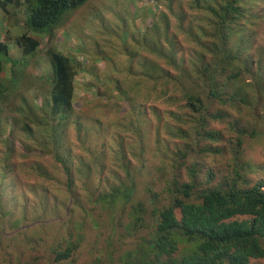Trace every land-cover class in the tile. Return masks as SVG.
Listing matches in <instances>:
<instances>
[{
    "label": "trees",
    "instance_id": "obj_1",
    "mask_svg": "<svg viewBox=\"0 0 264 264\" xmlns=\"http://www.w3.org/2000/svg\"><path fill=\"white\" fill-rule=\"evenodd\" d=\"M29 1L30 27L50 31L61 22L65 10H61L58 0ZM85 1L71 0V5L76 7ZM178 1L184 6L169 5L168 13L160 18L162 26L155 23L140 32L122 22L117 31H110L120 34L124 28L130 29L126 35L123 30L119 37L127 45L134 42L137 50L128 54V65L110 59L116 78L105 80L107 71L96 65L83 89L97 91L92 86L99 85L107 90L97 92L95 97L103 96L109 101L113 93L108 83L114 81L117 90L125 87L123 97L133 107L149 92L168 104L161 110L154 107L152 121L133 131L146 144L140 151V167L136 169L131 162L132 157H138V145L124 152L119 150L108 163L106 152L96 153L106 135L85 125L77 137L81 141L88 139L85 143L91 148L79 149L73 165L64 158L65 154L39 141L37 147L28 145L27 153L33 160L27 168L38 169L49 177L42 163L46 154H53L68 187H72L77 173H83L89 188L105 169H123L125 176L118 186L101 190L94 201L107 214L122 211L117 223L123 225L126 236L130 231L138 232L135 247L125 251L117 259L118 264H253L264 260V176L257 175L264 173V163L239 159L247 138L264 136V0ZM28 37L27 47L33 52L38 41ZM180 38L190 48L184 58ZM30 49H25L26 55ZM56 49L48 50L52 70L44 82L48 88L42 101L38 102L39 94L18 93L9 81L5 89H0V116L14 124L11 134L15 130L31 138L49 134L59 147L64 145V140H59V129L70 119L68 111L74 88L78 87L75 77L83 69L82 62L71 53ZM105 56L109 59L108 54ZM213 104L221 113L211 117L219 122L228 120L226 131L209 128L212 118L197 124L200 115L211 111ZM85 105L93 110L87 101ZM58 112L61 114L56 123ZM63 129L67 130V126ZM229 131L232 133L228 135ZM154 137L158 144L166 141L163 149L153 146ZM168 137H178L183 143L172 152L166 145ZM201 141L207 144L202 146ZM0 142L7 147L6 152H11L8 139L1 138ZM94 143L95 151L91 152ZM65 145L72 148V139ZM158 152L163 157L161 161ZM204 153L214 155L211 164L230 156L227 160L233 167L223 163L219 171L221 166H208L203 161ZM152 166L153 171L145 170ZM202 170L206 174L199 177ZM137 172L151 177L139 190ZM99 189L96 183L94 190ZM6 210L1 209L3 215L12 209ZM111 223L114 229L116 220L111 219ZM106 242L111 246L112 235ZM76 248L54 249L53 253L57 261L66 260Z\"/></svg>",
    "mask_w": 264,
    "mask_h": 264
},
{
    "label": "rangeland",
    "instance_id": "obj_2",
    "mask_svg": "<svg viewBox=\"0 0 264 264\" xmlns=\"http://www.w3.org/2000/svg\"><path fill=\"white\" fill-rule=\"evenodd\" d=\"M127 1L130 4H134V0ZM112 3L115 4L116 0H112ZM122 14V22L126 23L130 28H139L141 26L140 19L135 20L124 12H122ZM99 15L102 18L109 17V13L106 10H100ZM135 15L136 14H134V16ZM90 17L91 16H89V18ZM127 33H129V30L125 29V35ZM69 40L76 41V49L85 47L79 35H70ZM7 43L10 46L11 44L15 45L16 39L10 42L8 41ZM112 45L113 42L104 48L107 50L106 54L111 52ZM181 46L185 49L183 50L184 58L187 56L190 48L184 41L181 43ZM86 49L89 53H93L94 56H96L97 53L94 52L95 50L92 47ZM13 52L15 57H19L21 50L13 48ZM79 57L82 62H90L86 59L85 55ZM44 63L47 69L49 66L48 60ZM186 63L187 62L184 60L183 65ZM82 68H84V70L80 71V74L76 76L78 88L75 98L78 103L82 104L87 101L92 105L93 110H90L87 106L84 118L89 117V115L100 117L101 126L99 132L104 136L106 135L103 140L104 142L101 144H105L106 147L104 148L100 145L96 153L102 152L105 149L104 152H106L109 158L108 163H110L113 160L114 154L119 152V150L124 152L129 150L131 148L130 146L133 148L138 145V157L136 158L138 161L133 159V157L131 159L132 165L134 164L133 166L137 169L141 165V157L139 156L140 151L146 148V144L140 138H136L133 131H135L137 127L151 122L154 117L153 111H151V108H142L141 110L135 109L131 114L123 118L120 98L104 102L103 99L100 100L95 97L96 91H93V93L90 91H83L89 82L83 75L88 76L93 70H90L91 68L89 66L86 67L87 69H85L84 66H82ZM110 86V91L114 93L115 89L112 85ZM97 88L105 89L99 85H97ZM125 106L128 105L125 104ZM96 107L98 108L97 110ZM162 107L159 106V109L161 110ZM215 107L216 104H213V111L220 110ZM211 125L226 131L229 126V121H214ZM163 132H166V130ZM230 133H232V131H229L228 135ZM17 135L18 136L15 137L16 142L19 139L23 142L26 141L23 135L20 133ZM35 137L38 140H42L47 136L44 133ZM181 141L182 140L178 137L175 139L168 137L166 145H168L169 150L173 152L176 150L177 146L182 145L183 142ZM29 142L31 147H35L36 144L34 141L29 140ZM164 142L166 141L162 140L158 144L155 142L154 137L153 146L160 149ZM149 145L151 150L152 145L150 143ZM94 146L95 143L91 152L95 151ZM79 149L84 150L83 146L78 145L74 141L72 155L74 157L70 158L71 165L77 161L78 157L75 155L79 152ZM2 151L3 146L0 143V177L6 167L9 166V162L7 165L3 164L4 156ZM16 151L17 152L12 156L13 160L17 162V167H12L15 172L13 181L16 186L14 189H7L4 195V200L7 202L5 210L12 209L9 215L2 214V205L0 203V264H118L117 259L122 257L125 251H129L130 248L135 247L138 232L133 233L130 231L129 235L126 236L123 225L117 223V218H119L122 211L118 210L114 215H111L98 207V204L94 202V199L98 196V191H93L92 187L89 188V185H86V179L83 173H77L78 176L74 177V182L77 183H73L72 187H68L66 177L58 170L59 164L53 159L51 154H46L45 160H43L44 162L42 163L44 168L42 167V169H45L46 172L50 174L51 178L46 179L49 181V187L44 188L42 184H44L45 181L37 175L41 171L27 168V165H32V155L26 151H20L17 145ZM87 155L85 157H87ZM203 155H205L202 156L203 161L208 166L216 168L225 163L229 168L233 167L232 163L227 160V157L230 156L226 155L227 157L225 160L215 161L216 163L211 164L210 162L214 155H206L205 153ZM240 157L241 159L239 160L241 161L247 159L254 164L264 163V136L247 138ZM158 158L160 161L162 160L163 157L161 152H158ZM41 160L42 159H40L39 162ZM225 165L218 168L219 171ZM107 169H105V172L101 175H96L95 180V183H97L103 192L118 186V183L122 181V177L125 176V172L121 168L116 170L109 169L110 171L106 172ZM145 170L147 172L148 170L153 171V166L151 168H145ZM204 172L205 170L200 171L199 177H203L206 174ZM138 173L139 172H137V174ZM257 175L264 176V173L258 172ZM94 176L95 174H93V178ZM146 179H151L148 173L136 175L135 181L138 190L147 183ZM158 190L161 191V188H158ZM111 219L116 220L114 229ZM141 232H143V230L139 231V233ZM110 235H112L113 239L111 246L106 242ZM68 245H76L77 248L67 260L57 261L56 254L53 253L54 249L64 250ZM253 264H264V260H257Z\"/></svg>",
    "mask_w": 264,
    "mask_h": 264
},
{
    "label": "clouds",
    "instance_id": "obj_3",
    "mask_svg": "<svg viewBox=\"0 0 264 264\" xmlns=\"http://www.w3.org/2000/svg\"><path fill=\"white\" fill-rule=\"evenodd\" d=\"M180 1L184 4L187 2V0ZM58 3L61 10H65L61 20L62 23L60 22L61 24L58 23L53 25L52 29L49 31V29L43 30L44 27L40 28L35 25L34 28H32L28 25V19L30 16V10L28 7L31 4L30 1L28 3L27 0H0V89H5L7 87V83L10 81L17 89L18 93H24L28 96L31 94H39L38 102L42 101L44 95L47 93L46 90L48 88V85L44 82L47 80L46 78L49 76V74H51L52 70L51 58L48 54V50L50 48H54L55 50L58 48L59 50L71 53V55L78 60H80L79 56L85 55L86 59L90 61L82 62L80 60L82 62V66H84L85 69H87L86 67L89 66L91 68L90 70H94V67L98 65V68H104V70H106L108 73L105 77V80H109V77L116 78L117 71H114V67L110 62V59L115 60L117 64L124 63L128 65V54H131L137 50V45L134 42H129L130 44L127 45V43H123V40H121L119 37L120 34L123 33L122 31L126 28L121 30L120 34H117V32L109 33L110 31H117L116 29L122 24V12L131 13L135 20L140 19L141 26L138 29L140 32H143L144 30L146 32L148 27L152 26V24L160 23L161 26L163 25V23L160 22V18L163 16V14L168 13L169 5H177L178 7L184 6L180 5L178 0H134V4L128 3L127 0H116L115 4L112 3V0H86L83 4H80L76 7H72L71 0H58ZM100 10H106L109 13V17L102 18L99 15ZM134 14L136 15L134 16ZM89 16L91 17L89 18ZM73 33L79 35L82 38L85 44L83 51H80L81 49H76V41L69 40L70 35L74 36ZM28 35L34 37L38 41V46H35L36 50L33 52L31 51L30 47H27V43L30 46ZM153 36L157 38L156 34L154 33ZM13 39H16V44H11L10 46L7 42L12 41ZM183 41L184 40L180 38V47L182 51L185 50L181 46ZM112 42L113 45L110 52L112 54L109 53V59H105L107 50L104 48L110 45ZM90 47L95 50L94 52L97 53L96 56H94L93 53H89L86 49ZM13 48H18L21 50L19 57H15ZM27 48L30 49L28 55L25 53V49ZM145 54L151 55V52H146ZM46 60H48L49 65L47 69L45 67L46 64L44 63ZM185 61L187 62V60ZM115 67L117 66L115 65ZM82 69L84 70V68ZM172 71L176 73L175 70ZM83 76L87 78V75ZM114 83V81L108 83L115 89V92L110 99L117 100L120 98L123 118L131 114V112H133L135 109L141 110L142 108H151V111H153L154 107L159 108V106H163V109L167 104L154 97L152 93L149 92L143 99L135 101L136 104L135 107H133V105L131 106V102L124 99L123 97L125 96V87L117 90ZM77 88L78 87L74 88L76 91H74V98L72 100L73 103L68 111L70 119L68 120L67 125H65L64 121L62 123V128L59 129V140L63 139L65 145L69 139H72V142L75 141L78 145L83 146L84 150H87V148H91L85 143L88 139H85L84 141L78 140V130L86 125L88 128H93L99 132L101 119L98 116L93 117L91 115L84 118L85 112L87 110V106L85 105L86 101L82 104L77 102L75 98ZM88 88L90 89L91 87ZM93 88L97 89L95 95L97 92L103 93L102 90H106L98 89L96 86H93ZM41 89L44 92H41ZM102 99L104 102L107 101L103 96L100 97V100ZM125 104L128 106H125ZM67 109L68 105L62 108L63 111H66ZM220 113V110L202 113L197 124H201L203 121L212 118L211 116L219 115ZM60 114L61 113L59 112L55 114L56 123L59 122L58 115ZM3 117L6 116H0V140L1 138L6 140L8 139V141L12 144V148L11 152H6L7 147H4L3 143L0 142L3 146V164L7 165L9 162V166L6 167L5 171L2 172V176L0 177L1 209H5L7 204V202L4 200V195L6 194L7 189H14L16 186L15 182L13 181L15 172L12 169V167H17V162L16 160H13L12 157L17 152L16 145L20 151L27 152V149L29 148L28 145H30L29 140L35 142V147H37V142L39 141L46 142L50 144L51 147L53 146L56 148L62 156L65 154L66 156H64V158L67 160H70V158L73 157V146L70 149H68L66 145H60L58 147L54 144V142L51 141L49 134L46 135L47 137L42 140L24 136L26 140L25 142H23L21 139L16 142L15 137L18 136L17 134H19L20 131L15 130L14 134H11V127L14 124L11 125V123ZM212 119L217 121L214 118ZM64 126H67V130L65 131L63 129ZM211 126L212 125L210 123L208 127L212 128ZM5 127L7 128L6 131H2V129ZM200 143L202 146L207 144L205 141H201ZM8 148H10L9 145ZM51 155L53 156V154ZM53 159L59 164L58 170L60 171V163L54 157ZM60 173L64 175V173L61 171ZM37 175L45 181L42 186L44 188H48L49 181L46 179L51 178L50 174L49 177L43 176V173L40 172ZM75 176H78V174ZM73 183L76 184L77 182ZM95 187L96 183L92 185V189L94 190ZM97 191L100 192L101 189ZM6 215H9V213ZM68 247L71 246L68 245L66 248ZM68 258H66V260ZM59 261L65 260L62 259Z\"/></svg>",
    "mask_w": 264,
    "mask_h": 264
}]
</instances>
